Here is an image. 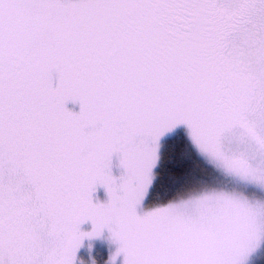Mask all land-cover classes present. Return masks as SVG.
<instances>
[{"label":"snow or ice","instance_id":"snow-or-ice-1","mask_svg":"<svg viewBox=\"0 0 264 264\" xmlns=\"http://www.w3.org/2000/svg\"><path fill=\"white\" fill-rule=\"evenodd\" d=\"M94 241L264 264V0H0V264Z\"/></svg>","mask_w":264,"mask_h":264},{"label":"rangeland","instance_id":"rangeland-1","mask_svg":"<svg viewBox=\"0 0 264 264\" xmlns=\"http://www.w3.org/2000/svg\"><path fill=\"white\" fill-rule=\"evenodd\" d=\"M87 227V226H85ZM81 256L87 261L89 259L86 247L85 250L81 252ZM106 256V245L104 242L101 241H94L93 242V255L92 258L97 261V264H103V261Z\"/></svg>","mask_w":264,"mask_h":264}]
</instances>
